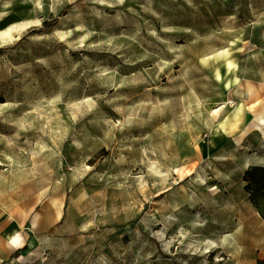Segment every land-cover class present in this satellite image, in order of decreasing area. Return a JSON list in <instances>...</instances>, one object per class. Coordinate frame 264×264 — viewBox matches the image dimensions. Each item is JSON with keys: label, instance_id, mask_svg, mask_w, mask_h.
Masks as SVG:
<instances>
[{"label": "rangeland", "instance_id": "rangeland-1", "mask_svg": "<svg viewBox=\"0 0 264 264\" xmlns=\"http://www.w3.org/2000/svg\"><path fill=\"white\" fill-rule=\"evenodd\" d=\"M258 116L264 0H0V264H264Z\"/></svg>", "mask_w": 264, "mask_h": 264}, {"label": "bare ground", "instance_id": "bare-ground-1", "mask_svg": "<svg viewBox=\"0 0 264 264\" xmlns=\"http://www.w3.org/2000/svg\"><path fill=\"white\" fill-rule=\"evenodd\" d=\"M208 65H210L212 72L215 77L221 81V84L229 89V93L231 92V88L233 86H245L247 88L248 100H242L237 108L229 111L225 121L220 125H217L214 129V135L220 132H224V128H230L232 132H235L239 129H242L248 120V107H246V103L249 100H252L257 95L258 89L254 87L253 84L248 83L247 85L241 81L240 77L237 75V66L236 60L233 55L227 50L222 52L214 53L213 55L206 58ZM228 103V102H227ZM227 103H222L216 111H223L227 107ZM224 127V128H223ZM252 130H258L264 136V117L258 116L251 123L247 124L246 129H244V133H248ZM242 136H238L235 138L236 142H240ZM214 139H211L213 143ZM216 186L212 187L215 189Z\"/></svg>", "mask_w": 264, "mask_h": 264}, {"label": "trees", "instance_id": "trees-1", "mask_svg": "<svg viewBox=\"0 0 264 264\" xmlns=\"http://www.w3.org/2000/svg\"><path fill=\"white\" fill-rule=\"evenodd\" d=\"M245 190L249 199L264 218V166H250L244 173Z\"/></svg>", "mask_w": 264, "mask_h": 264}, {"label": "crops", "instance_id": "crops-1", "mask_svg": "<svg viewBox=\"0 0 264 264\" xmlns=\"http://www.w3.org/2000/svg\"><path fill=\"white\" fill-rule=\"evenodd\" d=\"M225 137H227V135Z\"/></svg>", "mask_w": 264, "mask_h": 264}]
</instances>
